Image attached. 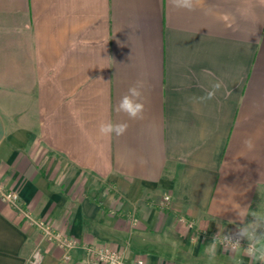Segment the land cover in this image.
I'll list each match as a JSON object with an SVG mask.
<instances>
[{
  "label": "crops",
  "instance_id": "obj_1",
  "mask_svg": "<svg viewBox=\"0 0 264 264\" xmlns=\"http://www.w3.org/2000/svg\"><path fill=\"white\" fill-rule=\"evenodd\" d=\"M138 81L145 109L130 119L117 106ZM102 122L128 128L105 136ZM0 185L79 241L65 264L85 245L253 264L202 233L264 214V0H0ZM37 247L40 264H63L0 196V264H34Z\"/></svg>",
  "mask_w": 264,
  "mask_h": 264
},
{
  "label": "clouds",
  "instance_id": "obj_2",
  "mask_svg": "<svg viewBox=\"0 0 264 264\" xmlns=\"http://www.w3.org/2000/svg\"><path fill=\"white\" fill-rule=\"evenodd\" d=\"M170 3L174 8L193 11L202 3V0H170ZM222 87V81L213 83L211 90L202 99H213L216 92ZM142 89L143 83L140 81L130 87L127 93L120 99L117 111L125 113L130 119H142L145 109ZM127 128V123L114 124L102 122L99 126V131L105 136H111L112 134L121 136L127 131ZM244 144L249 150H252L255 146L251 139L245 140ZM238 216L240 224L237 225L235 233H223L222 236L219 234L213 241L219 238L226 246L232 249L242 248L245 255L253 261V264H264V214L253 211L250 215L251 220L247 219L249 217L247 214H238ZM231 223L235 224L234 221H231ZM241 240L247 241V247H242ZM214 249L215 244L213 243L211 251L214 252ZM36 256L38 257L37 264H40L42 257H39L38 253Z\"/></svg>",
  "mask_w": 264,
  "mask_h": 264
},
{
  "label": "built area",
  "instance_id": "obj_3",
  "mask_svg": "<svg viewBox=\"0 0 264 264\" xmlns=\"http://www.w3.org/2000/svg\"><path fill=\"white\" fill-rule=\"evenodd\" d=\"M0 196L3 200L13 206L18 212H20L31 224L35 225L40 231L43 239L54 242L57 246L62 249L61 261L63 264L68 262L72 257V249L79 247V241L73 238L71 235L55 229L49 222L38 219L31 215L27 210H24L20 205L19 191L14 189H4L0 185ZM169 195L165 194L163 200L168 203ZM223 235L218 231H213L211 233H202V238H210L214 240L217 235ZM229 234V233H225ZM222 247L226 249L233 250L231 247L226 246L221 239L215 240ZM241 245L247 247V242L241 240ZM42 257L41 250L37 247L32 253V262L37 264L38 257ZM83 264H146L142 258H136L134 260H126L121 249L97 247L93 245L83 246Z\"/></svg>",
  "mask_w": 264,
  "mask_h": 264
}]
</instances>
